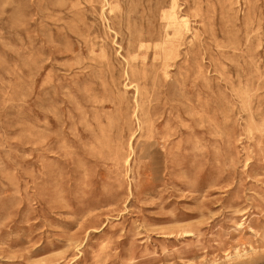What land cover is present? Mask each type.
Returning a JSON list of instances; mask_svg holds the SVG:
<instances>
[{"label": "rangeland", "instance_id": "374dc122", "mask_svg": "<svg viewBox=\"0 0 264 264\" xmlns=\"http://www.w3.org/2000/svg\"><path fill=\"white\" fill-rule=\"evenodd\" d=\"M106 1L0 0V264H264V0Z\"/></svg>", "mask_w": 264, "mask_h": 264}, {"label": "bare ground", "instance_id": "6f19581e", "mask_svg": "<svg viewBox=\"0 0 264 264\" xmlns=\"http://www.w3.org/2000/svg\"><path fill=\"white\" fill-rule=\"evenodd\" d=\"M115 2H121V0H111V2L106 1L107 5L109 6L110 13L115 10L113 6ZM177 5L178 0H170V2L167 0H162L158 5V9L162 12L161 19L164 22V36L162 37L160 44L155 45V47H152V49L154 50L155 54H158V50H160L161 54H164V57L166 58L165 60H167L171 52L174 51L175 41L178 40V38H180L183 33L189 29L188 18L178 11ZM140 49L143 50V46H138L137 48L133 47L131 48V51L140 52ZM133 87L135 88L136 92L139 91L138 85H134ZM137 108L139 110L138 104L137 107H135V114H137ZM128 161L129 159H127V162Z\"/></svg>", "mask_w": 264, "mask_h": 264}]
</instances>
